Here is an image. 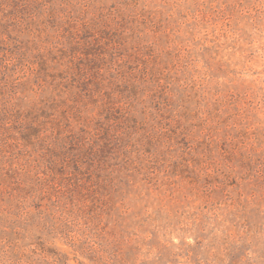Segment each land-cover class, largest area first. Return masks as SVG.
Masks as SVG:
<instances>
[{
  "label": "rangeland",
  "instance_id": "1",
  "mask_svg": "<svg viewBox=\"0 0 264 264\" xmlns=\"http://www.w3.org/2000/svg\"><path fill=\"white\" fill-rule=\"evenodd\" d=\"M0 264H264V0H0Z\"/></svg>",
  "mask_w": 264,
  "mask_h": 264
}]
</instances>
